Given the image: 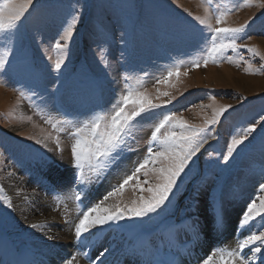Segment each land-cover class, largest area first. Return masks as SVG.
<instances>
[{
	"label": "rangeland",
	"instance_id": "374dc122",
	"mask_svg": "<svg viewBox=\"0 0 264 264\" xmlns=\"http://www.w3.org/2000/svg\"><path fill=\"white\" fill-rule=\"evenodd\" d=\"M260 3L261 0H248V6L227 15L223 25L240 27L254 21L249 24L248 35L251 38L238 43L254 49L258 55L253 57L250 51L242 47L239 54L227 53L234 62L221 59L204 65L206 45L198 43L192 17L206 18L215 24L214 16L218 11L234 8L236 0H33L21 21L25 37L22 48L13 62L12 70L6 75L0 74V188L4 190L0 195L9 197L13 204L12 196L26 197L27 191L32 189L43 193L50 179L56 178L58 183L67 184L74 200L71 189L74 164L69 149L75 138L71 133L77 127L84 128L94 114L110 116L115 110L114 105L118 104V98L129 87L144 92L152 103L163 105L155 110L156 113L171 110L188 124L196 126H208L215 109L231 105L219 122L211 126L214 138H209L194 157L195 164L190 165L192 171L186 176L182 175L180 191L174 192V197L170 196L167 211L159 216L152 215L151 219L133 217L120 221L125 228L158 235L160 231L177 224L185 215L196 217L202 231L209 233L205 257L211 255L215 264H220V254L216 252L212 238L215 232L212 229L214 199L216 205H222L225 210L239 206L240 216L250 200L256 199L257 206L264 200V193L257 187L258 182L264 179V136L260 134V125L252 134L255 139L249 136L244 140L227 163L218 161V157L226 153L232 136L264 115V7ZM74 9L79 10V19L74 27L67 59L57 73L47 66L54 64L59 56L54 43L59 38L62 26L71 19L69 12ZM6 43L0 37V50ZM99 44H103L111 53L107 76L94 56V53L100 52ZM244 61L252 64L253 71H246L248 65ZM177 70L178 76L175 75ZM169 71L174 73L171 77L168 76ZM35 92L40 95H34ZM212 97H215L214 102ZM144 116L147 119L134 129L138 151L125 152L104 169L85 165L86 183L83 187L88 188L85 192L88 191L87 198L91 197L90 206L99 203L107 192L122 183L144 157L155 122L152 113H145ZM58 120L73 123L53 128L52 124ZM261 125H264V121ZM205 149L212 155L209 156ZM42 157L51 163L44 164ZM143 171H147L148 175L138 174V180L129 182L121 192L104 201L102 209L132 208L133 202H139L141 196L145 200L150 199L153 193L147 188L159 182L158 175L151 166ZM114 173L120 175L112 182L110 177ZM145 180L148 183H144ZM9 188L15 191L11 192ZM140 188L144 191H140ZM193 197L196 201L194 210L189 208ZM32 203V200L23 201L25 206H32ZM203 203H206L205 208L200 206ZM90 206L86 202V207ZM20 221L14 204L9 209L0 201V241L5 238L13 242L17 249L22 248L14 261L19 262L21 256L23 262L35 257L47 261L59 254L58 247L45 243L44 238L38 240L28 236ZM252 223L264 224V221L257 217ZM230 225H233L231 219L224 220V226ZM182 227L183 224L180 230ZM176 233L167 231V235L174 239ZM120 236L121 233L117 231L111 244L118 241ZM25 239L26 242L22 244ZM31 240L35 250L33 253L24 250L25 244L29 245ZM132 247L130 250H135L134 245ZM197 247L195 245V249ZM233 248L226 246L225 250ZM39 249L43 258L35 256ZM56 249L59 252L54 251ZM108 249L109 245L106 244L104 251ZM3 254L2 251L0 256ZM161 255L162 258L165 255L164 248ZM182 256L178 261L185 264V261L188 263L187 259L194 260L198 254L195 251L185 260ZM37 258L35 260L39 261ZM200 259L196 264H200L203 258ZM55 262L59 261L55 259Z\"/></svg>",
	"mask_w": 264,
	"mask_h": 264
},
{
	"label": "snow or ice",
	"instance_id": "6c2138e0",
	"mask_svg": "<svg viewBox=\"0 0 264 264\" xmlns=\"http://www.w3.org/2000/svg\"><path fill=\"white\" fill-rule=\"evenodd\" d=\"M32 3L33 0H2L0 2V37L7 42L3 50H0V74L6 75L13 68V62L16 60L25 39L21 21ZM245 6H248V0H236L234 8L228 11H218L214 16L215 24L206 18L192 17V20L195 21L193 27L199 37L198 43L206 45L204 49L206 51V58L203 60L204 65H207L209 61L215 63L221 59L234 62L233 57L227 55V53L231 51L239 54L242 47L250 51L253 57L258 55L254 49L238 43L240 40L251 38L248 35L249 24L254 21H250L249 24L240 27L223 26L227 15L234 11H239L240 8ZM260 6L264 7V0H261ZM69 8L72 9V6L69 5ZM189 15L191 16V13ZM69 16L71 17L70 21H67L62 26L59 38L54 43V49L59 56L55 59L54 64L47 66L57 73L61 71L67 59L69 47L74 37V27L79 19V10H71ZM98 47L100 52L94 53V56L97 63L103 68L105 76H107L110 68L108 57L111 53L103 44H99ZM239 58L243 60L242 56ZM244 63L248 65L246 71H253V66L249 61H244ZM196 66H199V64H196ZM173 74L172 71H169L168 76L171 77ZM175 75H179L178 70ZM127 79V76H125V80ZM20 95L23 96L24 93L21 92ZM34 95H40V93L35 92ZM50 95L52 94L50 93ZM164 95H167V93ZM212 100L214 102L215 97H212ZM161 107L163 105L152 103L144 92L129 87L118 98V104L114 105L115 110L110 116L103 113L94 114L84 124V128L77 127L76 131L71 133L75 138L69 149L74 164L72 182L77 187H80L86 183L84 178L85 165L95 169H104L108 165L115 163L125 152L138 151L134 129L147 119L144 116L145 113H152V119L155 120L152 124L145 155L136 164L131 174L127 175L122 183L107 192L103 200L84 211L78 218V223L74 224V236L79 246L84 247L86 242H92L91 238L85 234L89 233L93 228L99 232L103 230L105 225L110 226L113 221H121L133 217L151 219L152 215L159 216L167 211V205L171 203L170 196L174 197V192L180 191L179 185L183 183L182 175L186 176L192 171L190 165L195 164L194 157H197L201 148L208 143L209 138H214L210 130L211 126H215L219 122V118L231 105H223L215 109L213 118L208 121V126L204 127L188 124L187 121L171 110L165 113H156L155 110ZM157 116L159 118L155 119ZM262 121H264V115H261L258 120L234 134L226 148V153L219 156L218 161L223 160L227 163L233 157L237 147L256 132L258 125H260V134L264 136ZM64 123L71 124L73 122L70 120H58L52 126L56 128ZM60 130L63 131V128ZM252 139H255V136H252ZM37 142L44 143V141ZM56 142L59 144V137L56 138ZM45 147H47L46 144ZM209 147L211 148V145ZM205 151L208 152L207 149ZM60 152H63L62 148ZM208 155L211 156L212 153L208 152ZM41 159L44 164L51 163L46 157ZM157 164L159 165L158 167ZM150 166L157 173L159 180L154 186L147 188V191L153 193L150 199L145 200L141 196L139 202H133L132 208L102 209L104 201L121 192L129 182L138 180V174L142 173L147 176L148 172L143 170L148 169ZM186 169L187 172L185 171ZM144 183H148V181L145 180ZM257 187L264 193V179L258 182ZM3 191V188H0V193H3ZM140 191H144V189L140 188ZM75 199L81 200V196L77 194ZM0 201H3L7 208H13L11 199L6 195H0ZM195 206L196 201L195 197H193L189 208L194 210ZM93 214H95L94 218ZM257 217L264 221V200H261L259 206H257L256 199H252L246 204L242 215L238 219L236 229L240 232V238L236 242V247L230 251H226L223 248L216 249V252L220 254V264H264V224L252 223ZM183 223L180 222L171 226L169 231L178 232ZM31 227L35 229L41 226L32 224ZM223 228V207L222 205L217 206L214 199L212 229L217 233H221ZM95 234L92 233V235ZM185 234L189 236L190 241L200 242L202 228L196 217L192 218L191 224H187ZM208 235L209 233H203L204 238H207ZM74 259L75 257L64 259L62 264H73ZM200 264H215L213 256L209 255L203 258Z\"/></svg>",
	"mask_w": 264,
	"mask_h": 264
},
{
	"label": "bare ground",
	"instance_id": "6f19581e",
	"mask_svg": "<svg viewBox=\"0 0 264 264\" xmlns=\"http://www.w3.org/2000/svg\"><path fill=\"white\" fill-rule=\"evenodd\" d=\"M66 160L68 161V159ZM52 170H55V168H52ZM114 174L115 175L110 177L112 182H115L119 177L118 175H120V173L118 174L114 173ZM48 176H49L48 178H50V174ZM45 189L46 190H43V193L37 192L36 189L29 190L27 191L26 197L12 196L13 204L16 207V211L19 217L21 218L20 222L23 226H25V232L28 234V236H30L32 239L38 238V240L40 238H44L46 240L45 243L48 242L53 246L56 245L58 247L57 249L60 250V252L58 251L59 254L55 253L58 255L47 259V261L42 259L45 262L41 261V263L39 264H44V263L62 264V261L65 258L66 259L70 258V255L75 257V259L73 260V264H89L90 262H88V260H86L85 257L83 256V247L79 246L78 243L75 242V236H74V224L78 223V218L81 216V214L84 211H87L88 208L85 207L83 212L80 211V208L76 205L75 201L72 198L73 197L72 192L70 189H68L67 184L64 182L58 183L56 178H51L48 187ZM10 191L14 192L15 190L10 189ZM44 191L46 195H44ZM24 200L26 201L32 200L33 201L32 206L23 205ZM84 200L86 203L87 199L84 198ZM200 206L201 208H205L206 203H203ZM223 213H224V220L231 219L233 221V225L232 227L231 225L229 227L224 226L221 233L214 232L212 237L213 243L216 244L215 246L216 249L217 248L225 249L226 246L228 248L231 247L235 248L236 242L238 240L235 237V229L238 219L240 217L239 206L237 205L232 206L230 210L223 209ZM94 216L95 214H93V218ZM117 222L118 224H120V221H113L110 226L105 225L102 231L95 232L96 233L95 235H92V230L89 233H86L85 235H88L91 239H94L96 241V240H100V237L104 235L103 232H106L103 243L101 245L102 247L103 244L106 243L107 237L115 233L114 230L119 226V225L117 226ZM234 223L236 224L235 227H234ZM32 224H36L41 227H37L34 229L31 227ZM187 224H191V222H187ZM187 224L186 225L183 224L182 229L176 233L175 238L177 240L179 239L186 240V242L190 245V248H192L193 247L192 243L194 241H190L189 236L185 234ZM50 228H53L54 231H52L53 229ZM63 228L65 229L62 231ZM230 229L231 232H229ZM141 234L142 233H127L125 235L126 241L133 242L135 244L134 249H136L137 245L146 246V244H149L150 242L147 241L146 238H144L145 236L144 234L143 235ZM189 234H190V230H189ZM202 238H204L203 234H202ZM31 242L32 240L30 241V243ZM25 247H27L28 251L34 250L32 245L29 246L27 243L25 244ZM101 247L99 248L98 252H102ZM42 249L44 250V248ZM246 250L247 249H245V251ZM1 252L2 251L0 250V254ZM36 255L43 258L42 255L40 254V249L37 251L35 256ZM103 256H104V252H103ZM146 256H149V260H150L154 256V253L150 252L148 255H146V253L145 254L143 253L142 258L143 257L145 258ZM55 259L58 260L59 262L58 263L55 262ZM157 259H162V257L154 256L153 261L151 260L148 263L145 262V264H156L155 261ZM35 262L36 260L34 259L33 262L30 264H36ZM168 262L170 263V260ZM176 264H182L181 260L178 261Z\"/></svg>",
	"mask_w": 264,
	"mask_h": 264
}]
</instances>
